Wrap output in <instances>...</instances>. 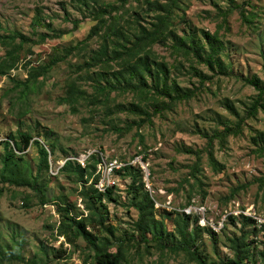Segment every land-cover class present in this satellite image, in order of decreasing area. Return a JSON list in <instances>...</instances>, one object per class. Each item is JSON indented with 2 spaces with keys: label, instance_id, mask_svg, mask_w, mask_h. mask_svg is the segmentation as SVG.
I'll use <instances>...</instances> for the list:
<instances>
[{
  "label": "rangeland",
  "instance_id": "374dc122",
  "mask_svg": "<svg viewBox=\"0 0 264 264\" xmlns=\"http://www.w3.org/2000/svg\"><path fill=\"white\" fill-rule=\"evenodd\" d=\"M161 18L168 20L160 39L142 44L133 58L148 63L150 70L143 74L148 89L98 95L100 85L138 84L121 57L127 58L126 49L153 31ZM36 19L44 25L34 24ZM207 33L218 37L214 59L220 66L205 62L211 42ZM42 34L51 37L42 42ZM181 39L186 47H179ZM191 40L202 60L190 48ZM9 51L19 59L0 72V137L7 141L12 133L18 140L19 133H28L51 157L49 173L37 189L10 185L1 177L7 146L0 141V264H96V248L82 238L71 244L60 236L57 212L58 205L66 206L75 217L98 221L86 207L93 193L84 195L92 169L84 178L87 183L61 172L67 160L95 166L89 153L97 161L103 156L135 162L133 177L120 175L114 200L93 199L106 220L88 227L98 236V247L123 255V264H198L183 249L176 226L182 213L171 210L169 202L180 210L193 202L204 204L206 219L215 223L229 211L257 217V227H245L241 217L233 221L230 216L215 240L201 231L193 250L209 263L227 261L234 257L233 240L245 232L256 264H264V230L259 228L264 224V195L257 183L264 175L259 150L264 108L248 117L259 95L248 79L257 76L264 86V0H0V63ZM37 67L47 68L46 73L32 83L30 73ZM166 83H177L181 93L191 96L180 100L174 91L162 96L149 89ZM71 85L83 92L74 105L61 102ZM238 123L237 135L230 134L223 144L215 138ZM210 138H215L217 167L206 152ZM22 154L23 166L36 175L37 145L31 142ZM147 194L168 233L161 242L153 233L146 242L137 228L136 206ZM194 228L190 223V242ZM256 228L260 230L254 234Z\"/></svg>",
  "mask_w": 264,
  "mask_h": 264
},
{
  "label": "trees",
  "instance_id": "16d2710c",
  "mask_svg": "<svg viewBox=\"0 0 264 264\" xmlns=\"http://www.w3.org/2000/svg\"><path fill=\"white\" fill-rule=\"evenodd\" d=\"M243 16L247 18L246 13L243 14ZM166 18H161L159 20V23L156 25V28L151 32H145V35H143L141 38L138 39V43H135V45L132 48L126 49L125 56L127 58L121 57L122 61H125V68L129 70L130 76L132 78H139L138 84L134 86L132 83H129L128 85H124L120 88L117 87H111V86H98L96 88V93L100 96H105L106 98L109 97L111 92L115 90L120 91H127V90H136L137 92H143L147 88V84L145 79L143 78V74L145 71H149L150 68L148 66V63L144 61L141 58H138L135 62L133 58L137 57V53L141 51L143 48L142 44H148L154 43L160 39L161 34H163V28L167 24ZM34 24L36 25H44L42 24L41 20L39 21L36 19L34 21ZM49 26L50 31L57 32L54 30L51 26V24H47ZM76 25H79V22H76ZM56 38L59 36L58 34L55 35ZM91 36V35H90ZM90 36L88 38H90ZM42 42H45L48 38L51 36L49 34H42ZM206 37L209 39L210 42V55L206 58L205 62L210 66L213 67L214 64H217L220 66V61L214 59V56H216L217 52H219V48L216 46V40L218 37L212 36L210 34H206ZM192 44L191 49L195 53L196 57L202 60V56L198 53L197 45L194 40H191ZM185 46L184 41L181 39L179 43V47ZM186 47V46H185ZM19 58L15 57L14 52L9 51L8 56L0 63V72L6 73L10 68L14 67L17 64ZM134 62V63H133ZM45 67H37L34 68L33 71L30 73L29 81L32 83H35L38 81L39 78L43 77L46 73ZM248 82L252 85H254L259 90V95L256 98L255 102L253 103V106L249 110L248 117L254 118L258 112L259 107L264 108V86H261L259 77L255 76L253 79H248ZM149 89H152L155 93H158L162 96H171L172 92H176L178 95L176 96L177 99L183 100L187 99L191 96V93H181V89L177 83L173 84L172 86L168 85L167 83L161 87H151ZM83 92L78 89L75 85H71L69 88L68 96L62 99V103H69L73 104L78 102L81 98ZM25 114V113H24ZM241 123H238L234 128L227 127L226 130L218 135L215 136L216 139H219L221 144H223L226 140V138L230 134L237 135L241 131ZM215 138H210L208 146L206 148V152L208 153V157L210 162L217 167V161L215 160L213 156V142ZM12 139L14 140L13 144L11 143ZM260 152L264 153V132L260 133ZM5 143V155L3 159L1 160L2 163V169H1V177L2 180L10 185H27L29 187H32L34 189H37L38 181L40 179H43L50 170V157H51V151L46 148L45 145L41 144L39 141L33 140V137L28 133H19V139L16 140L14 135L11 133L9 134L8 140L1 141ZM31 142L36 144L39 151L40 156V162L39 166L37 167V173L36 175L32 174L29 170H27L23 166V152L26 151L30 145ZM193 152V151H188ZM96 155H92L90 158L91 160L95 161V166H90V162H87L86 167H82L79 163L71 160H67L64 166L61 168V172L68 174L73 173L76 176H78L81 181L87 183L88 181H85L84 178L88 174L89 170L92 169V172L88 174L89 179H92V183L90 187L87 189V191L84 193V195L87 197L89 192L93 193L94 197H87L89 200L86 203L87 210L90 211V214H96L98 216V221L95 222L93 219H88V217H84V215H81L79 217H75L74 215H71L69 207L66 206H57V212L60 216V225H59V234L60 236H63L66 238L67 241H69L71 244H75L76 241L79 238L84 239L87 244L90 246H93L96 248V264H123L125 259L124 256L120 253H114L113 251H110L109 247L99 248L96 241L98 240V236L94 233H92L90 230H88L89 226H92L93 228H96L97 224H100L101 226L104 224L106 220V216L99 213V209L96 206V203L93 201H99L100 203L104 199H108L110 201L114 200L112 197L113 189H109L106 194H100L95 188V183L97 181V178L94 176L96 172V166L99 162L96 160ZM137 171L132 166H128L124 169V173L120 172V175L124 178L126 177H133V172ZM32 174V175H31ZM257 183L259 186V189L263 191L264 195V175L257 179ZM137 181L135 180L132 184V189L134 190V196L135 201L138 202L140 199V191L136 188ZM228 200V199H227ZM155 201L151 197L150 194H147L145 196V199L136 206L137 210L139 211V219L137 221V228L139 229L140 234L142 235V239H144L146 242H149V239L147 238L148 233H153L154 238L157 241L164 240V235L167 233L165 223L163 221H159L155 214ZM94 211V212H93ZM177 213V212H176ZM181 216L176 221V226L178 229L179 234L182 237V243H183V249H185L197 262L198 264H256L255 254L252 252V249H254V246L251 245L253 243L248 242V235L244 232L240 238H237L233 240L231 249L233 251L234 257L232 259H228L227 261L220 260L218 262H208L205 258L202 257L198 252L193 250V246L196 242V240L199 238L201 231H208L212 238L215 240L216 233H214L209 228H202L198 225V218H192L190 216H187L186 214H180ZM80 218V219H78ZM242 222L244 226H256V221H254L252 218L242 216ZM233 221L236 220V217H230ZM190 223H193L195 225V228L193 229L192 233L194 234L192 237V242L189 240V227ZM260 229L264 230V224ZM259 228H256L254 230V234H257ZM168 234V233H167ZM262 261L264 262V251L261 252Z\"/></svg>",
  "mask_w": 264,
  "mask_h": 264
},
{
  "label": "built area",
  "instance_id": "2783aa9c",
  "mask_svg": "<svg viewBox=\"0 0 264 264\" xmlns=\"http://www.w3.org/2000/svg\"><path fill=\"white\" fill-rule=\"evenodd\" d=\"M4 139L0 137V141H3ZM94 153H89L87 157L92 156ZM141 159L140 157H136L135 160ZM86 161V160H85ZM81 164L84 167V160L80 161ZM64 163H62L63 166ZM80 164V165H81ZM132 164H135V162H124L118 159H110L107 160L103 156L99 157L98 162V168L95 172V177L97 178V181L95 183V188L100 194H106L109 189H113L119 181L120 172L124 173V169L128 166H131ZM52 171V170H51ZM53 172V171H52ZM169 206L171 207V210L180 211L182 214H186L187 216H190L192 218H198V225L202 228H209L214 233L218 234L224 227L225 223L227 222L228 218L230 216L233 217H249L252 218L254 221L258 220L257 217L252 216L247 213V211L239 210V211H229L225 212L224 215H222L219 222H214L212 219H206L207 214L209 213L207 207L204 204H197L195 202L190 203L185 207L184 209H177L172 205V202H169ZM257 222V221H256ZM262 225H259V228H261Z\"/></svg>",
  "mask_w": 264,
  "mask_h": 264
}]
</instances>
